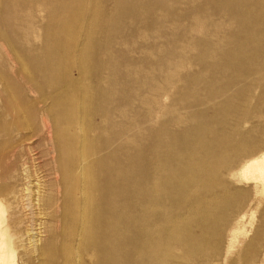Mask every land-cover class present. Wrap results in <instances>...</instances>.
I'll return each instance as SVG.
<instances>
[{"label": "rangeland", "instance_id": "1", "mask_svg": "<svg viewBox=\"0 0 264 264\" xmlns=\"http://www.w3.org/2000/svg\"><path fill=\"white\" fill-rule=\"evenodd\" d=\"M0 203L15 264H264V0H0Z\"/></svg>", "mask_w": 264, "mask_h": 264}, {"label": "bare ground", "instance_id": "2", "mask_svg": "<svg viewBox=\"0 0 264 264\" xmlns=\"http://www.w3.org/2000/svg\"><path fill=\"white\" fill-rule=\"evenodd\" d=\"M115 165V164H114ZM103 167V166H102ZM99 169L98 170H90L89 176L91 178V188L95 191H99V192H107L110 187H111V192H112V188H113V184L115 181H111L109 182L108 180V184H107V188L104 187L105 184L102 183V181L99 178ZM103 172V171H102ZM105 174V173H104ZM115 186V185H114ZM110 192V191H109ZM115 199V195H112L110 200L111 203H113L112 201H114ZM112 210V208H111ZM3 209L1 207V203H0V213H2ZM114 211V210H113ZM94 215L97 218V215L94 213L92 214V218L94 219ZM3 221V220H2ZM3 223V222H2ZM96 223L97 220H94V223L92 225V229L96 230ZM6 228V227H5ZM7 229V228H6ZM1 235V234H0ZM8 235V234H7ZM10 247V246H9ZM113 247V246H112ZM112 249V248H111ZM114 250V249H112ZM6 248H5V244L3 241H1L0 239V264H15V262L12 260V256H10L9 253L6 252ZM11 252V251H10ZM114 252V251H113ZM15 257V256H14Z\"/></svg>", "mask_w": 264, "mask_h": 264}]
</instances>
